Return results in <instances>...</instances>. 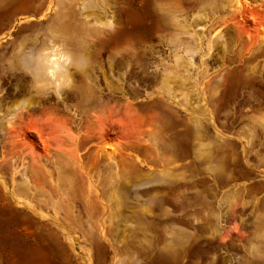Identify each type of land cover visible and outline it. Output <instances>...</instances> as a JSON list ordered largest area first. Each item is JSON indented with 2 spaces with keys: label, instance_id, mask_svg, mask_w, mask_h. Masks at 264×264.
<instances>
[{
  "label": "rangeland",
  "instance_id": "374dc122",
  "mask_svg": "<svg viewBox=\"0 0 264 264\" xmlns=\"http://www.w3.org/2000/svg\"><path fill=\"white\" fill-rule=\"evenodd\" d=\"M3 29L0 264H264V0H0Z\"/></svg>",
  "mask_w": 264,
  "mask_h": 264
},
{
  "label": "crops",
  "instance_id": "0c3cea01",
  "mask_svg": "<svg viewBox=\"0 0 264 264\" xmlns=\"http://www.w3.org/2000/svg\"><path fill=\"white\" fill-rule=\"evenodd\" d=\"M20 18H21V16H19ZM11 30H5V29H3V30H1L0 31V40L2 39V37L3 36H5V34H7V33H9Z\"/></svg>",
  "mask_w": 264,
  "mask_h": 264
},
{
  "label": "bare ground",
  "instance_id": "6f19581e",
  "mask_svg": "<svg viewBox=\"0 0 264 264\" xmlns=\"http://www.w3.org/2000/svg\"><path fill=\"white\" fill-rule=\"evenodd\" d=\"M53 65H55V63H52Z\"/></svg>",
  "mask_w": 264,
  "mask_h": 264
}]
</instances>
